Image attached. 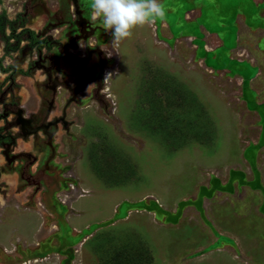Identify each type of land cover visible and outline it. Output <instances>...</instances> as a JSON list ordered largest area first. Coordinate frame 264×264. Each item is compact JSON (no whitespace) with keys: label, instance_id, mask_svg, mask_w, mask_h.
I'll use <instances>...</instances> for the list:
<instances>
[{"label":"rangeland","instance_id":"1","mask_svg":"<svg viewBox=\"0 0 264 264\" xmlns=\"http://www.w3.org/2000/svg\"><path fill=\"white\" fill-rule=\"evenodd\" d=\"M160 2L0 0V264H264V0Z\"/></svg>","mask_w":264,"mask_h":264},{"label":"clouds","instance_id":"2","mask_svg":"<svg viewBox=\"0 0 264 264\" xmlns=\"http://www.w3.org/2000/svg\"><path fill=\"white\" fill-rule=\"evenodd\" d=\"M91 20L101 21L111 32L112 43L118 46L133 35L138 26L152 25L167 18V9L160 0H88Z\"/></svg>","mask_w":264,"mask_h":264},{"label":"bare ground","instance_id":"3","mask_svg":"<svg viewBox=\"0 0 264 264\" xmlns=\"http://www.w3.org/2000/svg\"><path fill=\"white\" fill-rule=\"evenodd\" d=\"M238 7V6H237ZM21 125H22V128L27 132V133H32V132H36V129H34L32 126H30V124L28 123V121L27 120H23V119H21ZM48 126L49 125H45V128L43 127V129H46L47 130V128H48ZM55 185H56V183H55ZM57 186V185H56ZM54 187L53 188V190L55 189V190H57L56 188L57 187ZM49 201V200H48ZM96 225H93L92 226V228H86L88 231H90L91 229H93L94 227H95Z\"/></svg>","mask_w":264,"mask_h":264},{"label":"flooded vegetation","instance_id":"4","mask_svg":"<svg viewBox=\"0 0 264 264\" xmlns=\"http://www.w3.org/2000/svg\"><path fill=\"white\" fill-rule=\"evenodd\" d=\"M77 6V5H76ZM75 10L77 11V10H79L77 7H75ZM80 11V10H79ZM42 66H45V64H43ZM52 71V69H49V75H50V72ZM28 123L30 124V121H28ZM49 124H51V123H49ZM49 124H45V125H49ZM30 126H31V124H30ZM33 127V126H32ZM44 127V126H43ZM50 127V125L48 126V128ZM48 128H47V130H48ZM49 131V130H48ZM44 132V131H43ZM38 133V132H37ZM35 134H36V132H35ZM46 134V133H45ZM47 136H48V134H46ZM52 137H53V135H52ZM51 137V138H52ZM51 143V139L49 140V136H48V140H47V145H49ZM35 156V155H34ZM49 159H51V156L48 158V160ZM50 165H51V163H49ZM45 165H47V162H45V164H44V166ZM42 167L41 168V170H40V176H41V178L43 177V174H41V172L43 173V172H45V171H49V169L48 168H46V167ZM45 168H46V170H45ZM51 169H53V166L51 165V167H50ZM50 172V171H49ZM54 188V187H53ZM53 188L51 189V191H53ZM55 190V189H54Z\"/></svg>","mask_w":264,"mask_h":264}]
</instances>
